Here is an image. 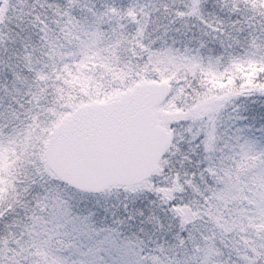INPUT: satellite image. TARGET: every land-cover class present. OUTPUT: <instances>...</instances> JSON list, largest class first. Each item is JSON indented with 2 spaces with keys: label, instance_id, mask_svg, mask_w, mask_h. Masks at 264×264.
<instances>
[{
  "label": "snow or ice",
  "instance_id": "snow-or-ice-1",
  "mask_svg": "<svg viewBox=\"0 0 264 264\" xmlns=\"http://www.w3.org/2000/svg\"><path fill=\"white\" fill-rule=\"evenodd\" d=\"M0 72V264H264V0H0ZM117 98L164 130L123 187L60 161Z\"/></svg>",
  "mask_w": 264,
  "mask_h": 264
},
{
  "label": "water",
  "instance_id": "water-1",
  "mask_svg": "<svg viewBox=\"0 0 264 264\" xmlns=\"http://www.w3.org/2000/svg\"><path fill=\"white\" fill-rule=\"evenodd\" d=\"M148 101L114 99L101 102L86 118L69 125L60 147V161L74 174L99 182L148 179L155 151L163 147V125L153 122Z\"/></svg>",
  "mask_w": 264,
  "mask_h": 264
},
{
  "label": "trees",
  "instance_id": "trees-1",
  "mask_svg": "<svg viewBox=\"0 0 264 264\" xmlns=\"http://www.w3.org/2000/svg\"><path fill=\"white\" fill-rule=\"evenodd\" d=\"M10 4H16V0H9ZM29 2H31V0H29ZM7 12H8V15L9 16H12L13 19L12 21L9 23V27L13 28L16 32H19L20 29L16 27V23L17 21L15 20V15L13 13V10L11 8H8L7 9ZM23 26V25H22ZM30 30V25L27 26L26 30H25V33H23V35H27L28 34V31ZM19 45L18 44H15V43H12V42H9L8 44V48H9V53L13 52L16 48H18ZM3 78V73L0 72V79ZM123 187V186H122ZM115 190V189H114ZM114 199V198H113ZM150 228L151 226H148V228L146 229V231H149L150 232ZM145 239L147 240V237L145 236Z\"/></svg>",
  "mask_w": 264,
  "mask_h": 264
},
{
  "label": "rangeland",
  "instance_id": "rangeland-1",
  "mask_svg": "<svg viewBox=\"0 0 264 264\" xmlns=\"http://www.w3.org/2000/svg\"><path fill=\"white\" fill-rule=\"evenodd\" d=\"M106 102V101H105ZM160 124H162V123H160ZM163 125V124H162ZM113 192L115 193V190L113 189ZM114 198V197H113Z\"/></svg>",
  "mask_w": 264,
  "mask_h": 264
}]
</instances>
